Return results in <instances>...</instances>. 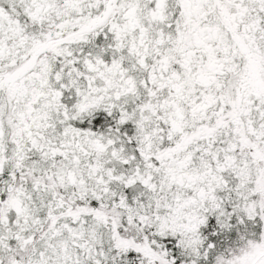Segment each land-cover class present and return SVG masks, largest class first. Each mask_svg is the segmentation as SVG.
Wrapping results in <instances>:
<instances>
[{
  "label": "snow or ice",
  "instance_id": "snow-or-ice-1",
  "mask_svg": "<svg viewBox=\"0 0 264 264\" xmlns=\"http://www.w3.org/2000/svg\"><path fill=\"white\" fill-rule=\"evenodd\" d=\"M0 264H264V0H0Z\"/></svg>",
  "mask_w": 264,
  "mask_h": 264
}]
</instances>
